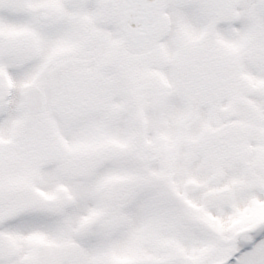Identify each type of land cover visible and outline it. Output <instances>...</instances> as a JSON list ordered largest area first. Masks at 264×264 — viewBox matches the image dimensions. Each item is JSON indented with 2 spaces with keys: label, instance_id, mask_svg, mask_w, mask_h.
<instances>
[{
  "label": "snow or ice",
  "instance_id": "obj_1",
  "mask_svg": "<svg viewBox=\"0 0 264 264\" xmlns=\"http://www.w3.org/2000/svg\"><path fill=\"white\" fill-rule=\"evenodd\" d=\"M0 264H264V0H0Z\"/></svg>",
  "mask_w": 264,
  "mask_h": 264
}]
</instances>
